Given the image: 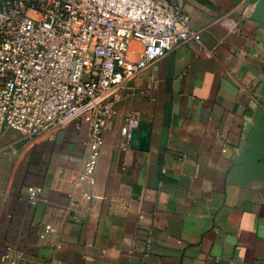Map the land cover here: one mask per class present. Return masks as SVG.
I'll list each match as a JSON object with an SVG mask.
<instances>
[{
    "label": "crops",
    "instance_id": "1",
    "mask_svg": "<svg viewBox=\"0 0 264 264\" xmlns=\"http://www.w3.org/2000/svg\"><path fill=\"white\" fill-rule=\"evenodd\" d=\"M258 3L185 0L199 40L178 45L119 86L93 186L75 185L87 117L34 138L5 132L0 257L11 246L19 264H264ZM250 5L237 32L215 23ZM132 111L142 119L126 149L122 129ZM33 187L45 201L36 206L27 202ZM45 225L52 232L42 234Z\"/></svg>",
    "mask_w": 264,
    "mask_h": 264
},
{
    "label": "built area",
    "instance_id": "2",
    "mask_svg": "<svg viewBox=\"0 0 264 264\" xmlns=\"http://www.w3.org/2000/svg\"><path fill=\"white\" fill-rule=\"evenodd\" d=\"M185 0H4L0 4V139L7 131L34 138L88 118L76 184H95L106 118L119 86L199 33L184 14ZM252 6L215 23L238 31ZM129 113L122 146L141 123ZM88 199L94 198L86 194ZM40 188L27 202H43ZM45 202V201H44ZM45 225L42 234L52 232ZM7 246L0 264H19Z\"/></svg>",
    "mask_w": 264,
    "mask_h": 264
},
{
    "label": "water",
    "instance_id": "3",
    "mask_svg": "<svg viewBox=\"0 0 264 264\" xmlns=\"http://www.w3.org/2000/svg\"><path fill=\"white\" fill-rule=\"evenodd\" d=\"M257 2H259L258 3V5H262V6H264V0H256ZM141 128V127H140ZM142 129V128H141ZM135 132L133 133V137H135ZM143 136H145V137H147V132L144 134H142ZM143 142V141H142Z\"/></svg>",
    "mask_w": 264,
    "mask_h": 264
}]
</instances>
